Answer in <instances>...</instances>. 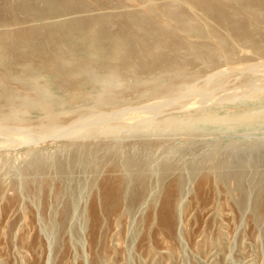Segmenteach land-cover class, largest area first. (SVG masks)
<instances>
[{
  "label": "rangeland",
  "instance_id": "1",
  "mask_svg": "<svg viewBox=\"0 0 264 264\" xmlns=\"http://www.w3.org/2000/svg\"><path fill=\"white\" fill-rule=\"evenodd\" d=\"M262 93L264 0H0V264H264V114L165 129ZM122 178L138 199L93 224Z\"/></svg>",
  "mask_w": 264,
  "mask_h": 264
},
{
  "label": "bare ground",
  "instance_id": "2",
  "mask_svg": "<svg viewBox=\"0 0 264 264\" xmlns=\"http://www.w3.org/2000/svg\"><path fill=\"white\" fill-rule=\"evenodd\" d=\"M176 22V21H174ZM59 30L63 33V39L70 37L71 41H77V39H79L80 37L82 38L84 36V26L82 24L81 21H74L68 24H64L62 26L59 27ZM53 34V33H49V36ZM231 38V37H230ZM52 39V37H51ZM62 40L58 39V42H61ZM235 42V41H233ZM237 43V42H236ZM239 45V43H238ZM241 45V44H240ZM35 46H38L35 45ZM35 48V47H34ZM13 48V50L15 52H20L21 53V57H23V60L26 62L27 64V78L32 80L35 78L36 76V65H41V66H49L50 61L45 58V57H41V51L39 52L38 50L36 52H34L33 50L28 51L25 46L20 47L19 49L17 48ZM32 49V48H31ZM26 50V51H25ZM105 50V45H103L101 47V51ZM17 59V57H16ZM7 65V64H6ZM9 71V70H8ZM178 74H180V72H178ZM153 77V76H152ZM84 78L87 79L88 81L91 82H99V78L98 77H93L91 74H87L84 72ZM160 80H155L153 82V87L154 89L157 91L160 90ZM159 92V91H158ZM264 94V93H262ZM263 97V95H262ZM169 102V101H168ZM262 106V105H261ZM263 107V106H262ZM264 109V107H263ZM252 110V109H251ZM244 112V110H243ZM248 112V111H247ZM250 111L248 113H245L243 115H241L239 118H231L229 117V115H225L223 114L222 116H211V115H207V117L203 116L199 119H191V118H185L183 120H181V118H172L168 121V126L165 129H170V130H179V128L181 127H186L187 131L193 132L195 130H199V129H207L208 127H212V128H222L226 125H229L230 127L227 126V130H229L228 128H233L235 126H239V125H250V124H257V120L256 118H258L259 116H262L263 110H253V112ZM232 115V114H231ZM7 117V116H6ZM10 118V117H9ZM131 118V117H130ZM256 120V121H255ZM88 124V123H87ZM118 126V125H117ZM117 126L115 127H110V129H107L108 132L112 133V134H119L122 132V128L120 129V127L118 128ZM204 126V128H203ZM138 127V126H137ZM158 130V129H157ZM223 130V128H222ZM221 130V131H222ZM68 131V130H67ZM225 131V130H223ZM64 135V134H63ZM133 163L130 161H127L126 163V167H133ZM128 182V181H127ZM130 184L131 183H135L133 189L129 190L128 188L124 187L125 185V180L122 179H117L114 181V185L113 183L111 184V190H113L112 192L110 191L108 194L107 192L105 193V202H104V211H100V208H93V213H92V219L94 220L93 224L96 223V217L97 215H102L101 213H108L110 212L112 209L116 208V205L118 204V202L120 201V198H122V195L125 196H130V200H132V202H134L135 200L138 199L139 195H140V187L142 186V182L141 181H136V180H130L129 181ZM177 184H172L173 186H176ZM114 186V187H113ZM124 187V188H123ZM170 196V195H169ZM136 204V203H135ZM171 204H170V199H167L166 205H165V209H164V216H163V220L161 217V221L163 224H165L166 226H172L173 224V220L171 217Z\"/></svg>",
  "mask_w": 264,
  "mask_h": 264
}]
</instances>
